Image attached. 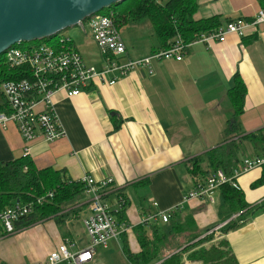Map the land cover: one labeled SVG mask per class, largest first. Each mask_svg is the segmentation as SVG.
Wrapping results in <instances>:
<instances>
[{"label": "crops", "instance_id": "0c3cea01", "mask_svg": "<svg viewBox=\"0 0 264 264\" xmlns=\"http://www.w3.org/2000/svg\"><path fill=\"white\" fill-rule=\"evenodd\" d=\"M197 1L195 21L220 17L224 25L236 19L250 20L264 8L261 0ZM120 35L126 45V60L144 59L161 49L150 21L129 24ZM80 38L90 41L92 35ZM80 38L73 40L85 63L104 69L103 56L94 60L83 55ZM141 48L142 54L133 55ZM152 66V76L134 71L113 86L94 84L78 97L58 93L55 110L65 136L55 142L37 140L27 145L14 125L0 128V163L27 155L38 169L64 170L73 181H82L87 175L96 180L112 179L104 200L117 209L120 190L129 202L125 234L132 254L141 251L133 228L159 212L178 208L192 212L200 230L218 224L219 212L213 207L222 202L219 190L214 203L185 199L199 180L187 173L186 163L222 143L233 115L228 93L236 74L247 89L239 119L242 131L264 128V24L244 38L229 35L225 43L193 45L181 62L168 60ZM116 122L120 126L117 131ZM262 172L263 168L254 169L235 182L250 205L264 201V185L252 188ZM78 202L67 211L69 222L76 219L83 223L89 216L86 197ZM42 223L46 233L60 228L54 220ZM227 238L239 264H264V212L256 213ZM53 240L50 252L62 242ZM48 254L29 264L43 262Z\"/></svg>", "mask_w": 264, "mask_h": 264}, {"label": "trees", "instance_id": "16d2710c", "mask_svg": "<svg viewBox=\"0 0 264 264\" xmlns=\"http://www.w3.org/2000/svg\"><path fill=\"white\" fill-rule=\"evenodd\" d=\"M197 11V0H127L114 5L106 15L112 17L114 26L119 31L129 24L150 21L160 48L167 49L170 42L178 36L188 44L197 35L216 32L224 25L220 17L195 21L194 15ZM97 16L95 14L84 20L79 26L82 31L86 32L88 24ZM58 36L51 48L55 53L76 49L72 37ZM23 44L14 49L32 53L48 47L44 45L27 48ZM32 73L28 64L13 65L6 54L0 64V86L4 82L31 79ZM228 96L233 115L224 131L223 141L218 147L187 161V173L193 178L206 181L218 171L231 178L244 159L264 156V128L245 133L240 127L239 119L244 113L247 89L239 74L234 76V86L229 90ZM5 111L7 112L5 105H0V112ZM119 127L116 122L115 131ZM263 185L264 167L261 178L252 188ZM85 190L86 185L82 181H73L64 170L38 169L29 156L0 163V213L17 202L31 204L40 198H46L43 205L34 204L32 213L16 223L18 232L49 220H54L60 226L68 214L67 209L85 198ZM218 190L222 202L219 205L217 225L200 230L194 214L182 212L178 208L172 212L168 223L154 221L133 228L141 248L138 254L131 253L126 234L123 233L121 239L125 244L124 254L127 259L132 264H151L158 261H163L162 264H185L186 261L200 264H239L227 236L243 228L256 213L264 212V201L258 205L248 204L243 191L229 183ZM49 193L54 196L47 198ZM117 197L122 198L125 203L117 212L116 218L119 224H126L125 211L129 202L120 190L117 191ZM220 225L223 227L219 230V236L215 233L207 234Z\"/></svg>", "mask_w": 264, "mask_h": 264}, {"label": "built area", "instance_id": "2783aa9c", "mask_svg": "<svg viewBox=\"0 0 264 264\" xmlns=\"http://www.w3.org/2000/svg\"><path fill=\"white\" fill-rule=\"evenodd\" d=\"M264 2V0H263ZM99 19V20H98ZM264 24V8L250 20L236 19L220 27L216 32L197 35L191 43L185 44L180 36L170 42L167 49L153 52L149 57L139 60H126V45L120 31L114 26L111 16L102 13L88 24L93 42L106 59V67L102 70L85 63L77 49L55 53L51 48H40L29 53L12 48L7 56L16 66L28 64L33 71L31 79L4 82L0 86L7 112H0V128L6 129L14 125L24 142L29 145L37 140L52 143L65 136V131L55 110V96L64 93L67 97H78L94 84L115 85L120 79L134 71L145 72L148 76L154 74V62L175 60L181 62L188 50L196 44L225 43L229 35L244 38L249 31ZM29 152V147L25 153ZM27 156V155H26ZM264 167V156L244 159L231 178L218 171L206 181H196L194 189L186 195V200H202L214 203L215 192L224 184L238 188L236 180L254 170ZM82 183L86 185L85 197L89 209L83 225L90 239L86 248H79L72 239L66 238L55 250L51 251L43 262L33 264H97V252L100 247L108 248L113 239L121 238L127 230L126 224H119L117 212L125 201L120 198L117 209H112L104 200V192L113 183L112 179L96 180L93 176H85ZM49 193L47 198H52ZM46 198H40L36 203H15L0 213V241L15 234L16 223L32 213L34 204L43 205ZM157 206V203H155ZM172 212H159L143 219L142 224L152 221L168 223ZM225 225V224H224ZM223 225L215 227L207 234L215 233ZM163 261L151 264H162Z\"/></svg>", "mask_w": 264, "mask_h": 264}, {"label": "water", "instance_id": "95a60500", "mask_svg": "<svg viewBox=\"0 0 264 264\" xmlns=\"http://www.w3.org/2000/svg\"><path fill=\"white\" fill-rule=\"evenodd\" d=\"M127 0H0V57L22 43L50 42Z\"/></svg>", "mask_w": 264, "mask_h": 264}, {"label": "rangeland", "instance_id": "374dc122", "mask_svg": "<svg viewBox=\"0 0 264 264\" xmlns=\"http://www.w3.org/2000/svg\"><path fill=\"white\" fill-rule=\"evenodd\" d=\"M162 1L166 2L167 0H162ZM108 11L109 10H106L102 12V14L106 15L108 14ZM147 22L149 21L145 20V23ZM86 29H87L86 32H84L82 31L81 27H75L73 29L61 33L58 36V38L72 37L73 39L76 40L80 37H84V34L86 33L90 36L91 33L89 31V26L86 27ZM122 33L124 36V31ZM56 40L57 39L54 38L51 40V42L38 41V42L24 43L23 45L27 48H36L44 45L48 46L49 48H52L54 47ZM79 40H82L79 41L78 43L81 44V46L79 45V47L83 55L86 53L88 55V58H92L94 60L102 59V54L99 48L95 43L92 42L93 38L90 41L85 40V38H80ZM87 43L88 46H86ZM143 50H144L143 48H141V50H136V52H133V55H140L143 53ZM5 55H2L0 57V64L4 61ZM3 102L4 99L0 91V105ZM216 197L217 196H215V198ZM82 200L83 199H81L80 201ZM70 209L68 208L67 211ZM213 210L219 212V205L214 206ZM68 220H69L68 215H66L62 224L58 226L60 228H58L56 232L51 230L52 232L50 231L48 233V229H47V233H46L43 223L42 224L39 223L37 225H39V227L42 226L43 227L42 229L36 228L37 226H33L25 230H22L20 232L17 231L15 234L1 240L0 264H29L32 261H35L36 258H44L50 252L51 248L49 247L55 243L53 239H56V242L58 243L60 240L62 241L65 240L67 238L66 236L72 238L76 246L79 248L83 249L89 246L90 239L89 236L87 235V232L85 230L82 221L75 219L69 222ZM26 232L29 233L25 235L24 233ZM24 239H26L25 244H24L25 242ZM124 248H125V244L121 238L111 240L108 244V248L104 249L103 247H100L98 249L97 258H96L97 264H132L124 254ZM128 248H130L129 244H128Z\"/></svg>", "mask_w": 264, "mask_h": 264}]
</instances>
